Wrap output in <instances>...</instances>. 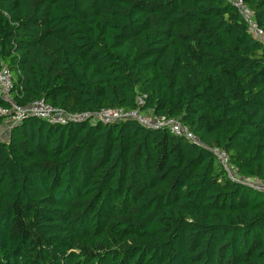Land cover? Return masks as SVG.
Wrapping results in <instances>:
<instances>
[{
    "label": "trees",
    "instance_id": "16d2710c",
    "mask_svg": "<svg viewBox=\"0 0 264 264\" xmlns=\"http://www.w3.org/2000/svg\"><path fill=\"white\" fill-rule=\"evenodd\" d=\"M264 28V0H243ZM14 101L178 118L25 116L0 142V264H264V46L228 0H0ZM10 104L0 98V108ZM5 119L0 116V123Z\"/></svg>",
    "mask_w": 264,
    "mask_h": 264
},
{
    "label": "built area",
    "instance_id": "2783aa9c",
    "mask_svg": "<svg viewBox=\"0 0 264 264\" xmlns=\"http://www.w3.org/2000/svg\"><path fill=\"white\" fill-rule=\"evenodd\" d=\"M240 13L242 19L246 23L247 30L252 37L257 39L264 46V28L260 27L254 18V14L243 0H228ZM17 89L14 87V80L6 67H0V98L10 104L9 108H0V116L16 123L25 116H34L45 120L52 124H65L72 119L90 118L92 120H100L104 123L119 122L125 119H136L145 126L158 128L167 127L171 132L183 138L197 142L198 139L192 134L188 127L178 118L156 116L150 112L143 111L142 106L145 102L144 94L136 95V106L132 109L121 107H107L95 112L71 114L65 109L57 108L46 102L44 99H37L27 105H19L14 101ZM11 124V125H12ZM216 155L218 161L226 170L228 176L234 180H241L234 177V167L228 162L226 152L219 148H211ZM236 171V170H235ZM237 174V173H236ZM238 176V175H237Z\"/></svg>",
    "mask_w": 264,
    "mask_h": 264
},
{
    "label": "rangeland",
    "instance_id": "374dc122",
    "mask_svg": "<svg viewBox=\"0 0 264 264\" xmlns=\"http://www.w3.org/2000/svg\"><path fill=\"white\" fill-rule=\"evenodd\" d=\"M5 119L2 120L0 123V142H5L7 141L9 137V132H10V126H11V120L8 118L4 117ZM234 177L239 179V176H237L236 171L234 169L233 171ZM245 183L249 184L252 187H255L261 191H264V183L254 179V178H241Z\"/></svg>",
    "mask_w": 264,
    "mask_h": 264
}]
</instances>
